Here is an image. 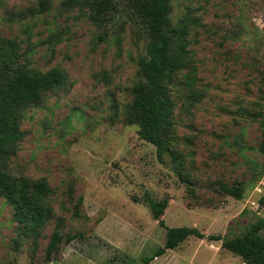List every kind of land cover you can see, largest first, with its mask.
I'll return each instance as SVG.
<instances>
[{"label":"rangeland","instance_id":"1","mask_svg":"<svg viewBox=\"0 0 264 264\" xmlns=\"http://www.w3.org/2000/svg\"><path fill=\"white\" fill-rule=\"evenodd\" d=\"M52 0L44 14L35 0H1L0 36L14 39L30 67L60 68L65 84L25 111L23 138L8 164L14 175L44 178L54 216L38 246L18 235L11 208L0 199V264H139L164 244V229L146 199H167V227L196 228L148 264H242L207 236L231 238L264 221V160L256 151L264 123V0H170V22L186 25L189 62L171 85L172 148L183 158L190 190L167 156L123 122L144 54L140 24L118 2L99 26L85 10ZM56 35L57 40L49 37ZM203 98L189 106L183 75ZM243 190L240 200L217 192ZM81 197L80 218L72 216ZM56 222L63 240L45 262ZM73 239L65 243V236ZM264 237V229L261 231Z\"/></svg>","mask_w":264,"mask_h":264},{"label":"trees","instance_id":"2","mask_svg":"<svg viewBox=\"0 0 264 264\" xmlns=\"http://www.w3.org/2000/svg\"><path fill=\"white\" fill-rule=\"evenodd\" d=\"M52 0H35V13L44 14ZM1 2V0H0ZM122 2L128 15L141 25L146 38L144 54L137 60V78L131 89V100L124 109L123 122L136 127L138 138L153 146L157 159L167 156L179 180L190 190L191 181L183 168L182 155L172 148L173 101L171 85L177 73L189 62L186 50L187 28L184 24L173 26L170 22V0H62L65 9H82L96 26L104 22L110 11ZM50 40H57L56 35ZM184 98L189 106L199 102L203 93L195 89L189 73L183 75ZM66 73L60 68L41 72L29 66L20 52L19 44L11 38L0 36V199L11 208V219L18 226V235L29 239L33 248L38 246L40 232L53 218L50 204L52 190L44 178L31 179L14 175L8 169L23 138L21 122L27 109L39 106L48 93L60 89ZM257 153L264 160V123H260ZM218 193L240 200L243 190L237 185L221 184ZM151 217L165 231L164 244L139 264H148L166 250L176 248L188 237L203 239L196 228L167 227L161 215L167 199H146ZM81 197L73 207L72 216L80 218ZM259 207H264V195L259 197ZM264 221L248 223L244 230L232 236H207L209 241H220V247L240 258L242 264H264ZM73 237L66 235L64 242ZM63 240L61 226L56 222L44 249V261L50 262L58 253Z\"/></svg>","mask_w":264,"mask_h":264}]
</instances>
